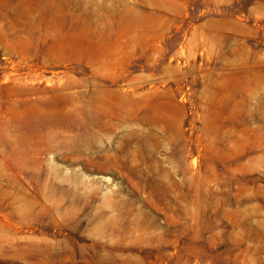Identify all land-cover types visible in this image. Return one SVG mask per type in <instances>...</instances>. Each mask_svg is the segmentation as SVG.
<instances>
[{"label": "rangeland", "instance_id": "1", "mask_svg": "<svg viewBox=\"0 0 264 264\" xmlns=\"http://www.w3.org/2000/svg\"><path fill=\"white\" fill-rule=\"evenodd\" d=\"M0 264H264V0H0Z\"/></svg>", "mask_w": 264, "mask_h": 264}]
</instances>
